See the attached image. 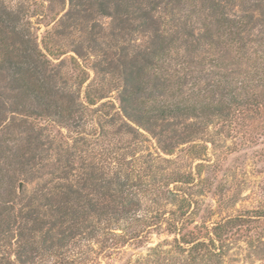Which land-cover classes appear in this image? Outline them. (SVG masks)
I'll use <instances>...</instances> for the list:
<instances>
[{"label": "trees", "instance_id": "trees-1", "mask_svg": "<svg viewBox=\"0 0 264 264\" xmlns=\"http://www.w3.org/2000/svg\"><path fill=\"white\" fill-rule=\"evenodd\" d=\"M67 1L40 43L34 15L0 0V127L13 117L0 137V264H90L84 247L113 250L152 230L173 237V254L150 264H225L234 240L256 243L264 262V208L196 224L186 193L171 188L192 174L160 177L139 154L147 133L165 155L184 147L202 159L210 126L264 111V0H239L238 13L234 0ZM99 16L112 19L109 32ZM62 39L74 40L65 49ZM108 79L120 83V106L98 121L99 137L131 141L123 154L94 156L89 111L108 97ZM41 121L73 131L75 143L51 155ZM5 129L23 135L15 149Z\"/></svg>", "mask_w": 264, "mask_h": 264}, {"label": "rangeland", "instance_id": "rangeland-1", "mask_svg": "<svg viewBox=\"0 0 264 264\" xmlns=\"http://www.w3.org/2000/svg\"><path fill=\"white\" fill-rule=\"evenodd\" d=\"M5 1L11 7H23L30 15H34L31 17V28L37 34L40 43L47 31L55 26L68 8L67 0L66 4H63L61 0H56L53 3L48 0ZM231 5L234 13L240 12L239 0H234V4ZM55 16H57L56 19H54ZM97 21L106 30L105 32H109L112 26L111 18L99 16ZM73 40L62 39L60 44L68 49L67 44ZM140 41L139 38L137 42L140 43ZM73 55V52L67 53L55 62L58 63L61 60L69 62ZM89 55L92 60L96 59L94 54L90 53ZM68 69L71 71L70 68ZM208 73L209 70H207ZM93 77L94 73L91 72V79ZM110 81L108 79V84L105 85L109 91L108 97L91 107L92 109L89 111L91 124L87 128L89 134L87 137L94 146V156H99L104 149L113 151V155L123 154L127 150L126 145L131 141L121 140L114 134L99 137L101 132L97 129L98 121L109 119L120 106L118 90L114 89V86L116 84L120 86V83L118 80H114L113 84L109 85ZM100 82V79H97L95 86H101ZM192 87L193 85L189 83L187 89ZM102 103H106V106L101 107ZM104 115L105 117L101 118ZM11 123H13V117L8 114L5 123L0 127L1 138L5 134L3 128ZM39 126L45 129L48 138L45 140L54 143V149L50 151L51 155H56L58 145L72 146L76 141L77 135L66 128L46 121L39 122ZM5 131L4 138L7 139L10 147L15 149L17 143L22 142L23 135L16 130L5 129ZM144 134L141 140L145 139V141L139 145V147H143L141 148L143 151L139 154L144 156L142 160L144 167L153 166L160 177L169 175L171 169L192 174L193 182L172 184L171 188L178 187L181 189V193H186L192 203L189 214L196 224L204 223L211 227L214 223L225 219L245 216L248 212L264 208V111L254 119L247 112L242 114L237 111L227 121L216 122L210 126L206 136L209 142L207 144L206 140L197 142L198 147L207 146L202 159L187 155L183 151L184 147H180L172 156L165 155L161 153L155 140L151 139L147 133ZM140 166L142 167L141 164ZM17 187L22 190L25 184L18 181ZM248 235L256 237L252 225L249 227ZM172 242L173 237L157 234L156 230H152L151 235L141 240V243L137 241L113 250H105L101 244H93L87 248L84 247L82 252L85 258H89L90 264H150L156 261L159 256L170 259L173 254ZM231 246L232 250L229 256L224 259L225 264H264L257 260L253 254L257 251L256 243L254 246L248 247L243 241L234 240V244ZM249 253L252 255L251 259L247 258Z\"/></svg>", "mask_w": 264, "mask_h": 264}]
</instances>
